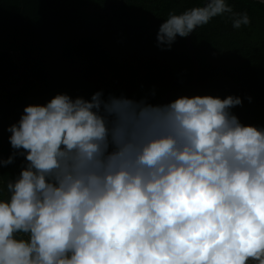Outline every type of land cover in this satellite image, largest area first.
<instances>
[{"label": "clouds", "instance_id": "1", "mask_svg": "<svg viewBox=\"0 0 264 264\" xmlns=\"http://www.w3.org/2000/svg\"><path fill=\"white\" fill-rule=\"evenodd\" d=\"M224 14L234 29L251 22L209 0L170 14L157 44ZM241 104L96 91L26 105L0 159L25 158L0 199V264H264V128L240 122Z\"/></svg>", "mask_w": 264, "mask_h": 264}, {"label": "trees", "instance_id": "2", "mask_svg": "<svg viewBox=\"0 0 264 264\" xmlns=\"http://www.w3.org/2000/svg\"><path fill=\"white\" fill-rule=\"evenodd\" d=\"M204 0H0V159L13 154L8 127L26 105L58 93L90 99L124 96L162 104L174 78L190 79L185 37L158 46L170 14L201 8ZM250 24L232 27L230 14L197 27L190 38L198 65L195 85L176 83L178 96H238L231 112L242 124L264 128V3L227 0ZM250 98V99H249ZM25 158L0 166V199ZM26 238V237H24Z\"/></svg>", "mask_w": 264, "mask_h": 264}, {"label": "water", "instance_id": "3", "mask_svg": "<svg viewBox=\"0 0 264 264\" xmlns=\"http://www.w3.org/2000/svg\"><path fill=\"white\" fill-rule=\"evenodd\" d=\"M256 1L264 3V0H256ZM208 3H209V0H204L203 4L201 5V8L205 7ZM192 33L193 32H191L188 36L185 37V44H186V47H187L188 52L190 54L192 66H193L192 77L190 79H183V78H178V77L174 78L173 81L170 83L167 91H166V94L164 96L162 104L167 103L169 95H170V93H171V91H172V89L176 83H181L184 85H195V83H196V79L198 77L199 69H198V65L196 62V58H195V52H194L193 47H192L191 42H190V38H191Z\"/></svg>", "mask_w": 264, "mask_h": 264}, {"label": "rangeland", "instance_id": "4", "mask_svg": "<svg viewBox=\"0 0 264 264\" xmlns=\"http://www.w3.org/2000/svg\"><path fill=\"white\" fill-rule=\"evenodd\" d=\"M249 264H258L256 261H250Z\"/></svg>", "mask_w": 264, "mask_h": 264}, {"label": "bare ground", "instance_id": "5", "mask_svg": "<svg viewBox=\"0 0 264 264\" xmlns=\"http://www.w3.org/2000/svg\"><path fill=\"white\" fill-rule=\"evenodd\" d=\"M185 79V78H184ZM189 79V78H188Z\"/></svg>", "mask_w": 264, "mask_h": 264}]
</instances>
